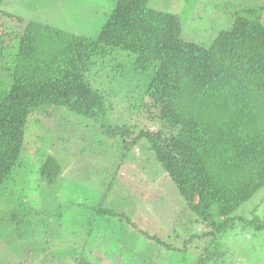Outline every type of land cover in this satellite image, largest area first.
Returning <instances> with one entry per match:
<instances>
[{"label":"trees","instance_id":"1","mask_svg":"<svg viewBox=\"0 0 264 264\" xmlns=\"http://www.w3.org/2000/svg\"><path fill=\"white\" fill-rule=\"evenodd\" d=\"M9 1L0 0V209L3 198L11 210L0 223L10 224L17 241L24 234L47 238L36 245V264H94L85 247L47 235V214L4 187L25 156L31 118L48 119L55 127L62 122L60 111L85 120V126H99L95 130L105 139L120 136L126 150L139 147L150 165L157 162L155 168L176 186L184 214L212 230L197 235L213 237L197 264L224 256L219 238L237 223L264 231V221L234 216L264 188V6L226 10L231 27L206 46L187 38L181 18L151 7V0H111L113 9L96 37L24 22L6 10ZM136 117L140 125L132 124ZM133 155L125 166L138 162ZM81 158L80 153L76 161ZM64 160L60 153L48 154L39 166L43 182L56 184L52 198L65 185ZM140 160L139 166L142 154ZM155 168L149 183L158 176ZM140 183L136 191L145 197L147 187ZM92 209L85 225L110 232L105 216L116 211ZM21 217L29 218L24 228L17 226ZM151 239L165 251L176 250ZM55 241L57 252L48 253ZM149 255H139L141 264H159L160 254Z\"/></svg>","mask_w":264,"mask_h":264},{"label":"rangeland","instance_id":"2","mask_svg":"<svg viewBox=\"0 0 264 264\" xmlns=\"http://www.w3.org/2000/svg\"><path fill=\"white\" fill-rule=\"evenodd\" d=\"M257 5L264 6V0L150 2V6L155 9L178 15L186 37L206 46L213 43L219 32L231 27L230 15L226 14V10L231 13V10L239 11ZM112 9L111 0H10L6 5V10L24 22L48 23L88 37L98 35ZM98 78L102 84L107 83L105 76L100 75ZM112 100L120 104L116 97ZM59 113L63 118L61 123H55L56 128L54 122H48V119L31 118L25 139V156L4 186L20 192L33 210H42L47 214L45 228L49 229L46 234L52 233L55 239L60 234L61 244L85 247L94 264H141L139 255L151 257L149 254L153 255V259L160 254L159 264H197L198 257L213 238L198 239L197 235L202 236L212 230L195 223L184 214L185 207L176 186L165 177L160 166V169L155 168L157 162L150 165L147 153H141L139 147L135 148V152L130 148L126 150L127 146L124 147L126 144L120 136L105 139L95 130L99 126L94 128L89 122L88 127L85 126L88 122L80 118L83 121L81 123L78 116L63 111ZM124 119L122 116V121ZM38 120L43 123H38ZM140 120V117H136L131 122L140 125ZM125 124L131 126L129 120ZM145 126L150 125L146 123ZM58 152L68 163L62 174L65 179L63 190L60 189L57 198H52L51 191H56V184L49 186L43 182L38 175L39 166L48 154L59 157ZM80 153L81 161H76ZM135 153L138 162L134 160L135 164L131 167L130 164L125 166ZM141 154L143 162L140 167ZM74 159L73 169L70 165ZM152 168H155L158 176L149 183L148 175ZM141 181L147 187L145 197L136 191L141 190ZM13 197L18 198L15 195ZM1 201V207L4 208L0 209V218L7 217L4 212L11 209L3 202V198ZM99 205L116 211L111 216L103 215L113 226H109L110 232L85 225L91 216L92 207ZM78 214L81 216L77 217ZM234 216L264 221V188L240 206ZM129 218L132 219L131 223H128ZM21 220L23 222L17 221L18 228H24L29 218L21 217ZM40 220L41 216L37 222ZM9 226L0 223V264H36V245L47 238L38 234L36 237L24 234V238L17 241L10 234ZM148 234L176 250L165 251L157 239H151ZM219 239L225 244V254L210 264H264V231L237 223L235 230ZM55 243L53 247L50 244L48 253L57 252Z\"/></svg>","mask_w":264,"mask_h":264}]
</instances>
